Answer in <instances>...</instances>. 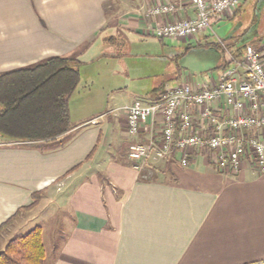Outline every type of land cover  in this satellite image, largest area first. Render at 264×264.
<instances>
[{"label":"crops","instance_id":"crops-1","mask_svg":"<svg viewBox=\"0 0 264 264\" xmlns=\"http://www.w3.org/2000/svg\"><path fill=\"white\" fill-rule=\"evenodd\" d=\"M166 1L0 0V75L60 57L75 61L81 84V67L117 33L154 37L161 25L195 17L188 0L177 15L150 14ZM248 44L264 51L263 36ZM108 78L107 91L116 74ZM82 86L69 100L66 134L38 142L0 135V237L13 217L37 214L47 264H264V173L250 160L236 175L220 172L205 150L187 167L179 156L164 160L147 179L129 161V146L156 136L161 117L131 137L122 111L129 104L108 110ZM167 87L157 84L150 103ZM61 216L67 226L47 246V224Z\"/></svg>","mask_w":264,"mask_h":264},{"label":"built area","instance_id":"built-area-1","mask_svg":"<svg viewBox=\"0 0 264 264\" xmlns=\"http://www.w3.org/2000/svg\"><path fill=\"white\" fill-rule=\"evenodd\" d=\"M168 0L153 7L154 16L177 15V4ZM194 18H178L153 30L158 39L189 40L204 32H213L215 23L232 14L241 0H188ZM229 56L220 76L203 83L186 78L167 87L150 104L126 105V128L131 137L139 136L147 124L161 117L160 129L147 142L134 141L128 159L143 171L179 156L183 167L197 152L209 151L220 172L236 175L250 160L254 169L264 173V51L253 45L235 55L219 39Z\"/></svg>","mask_w":264,"mask_h":264},{"label":"rangeland","instance_id":"rangeland-1","mask_svg":"<svg viewBox=\"0 0 264 264\" xmlns=\"http://www.w3.org/2000/svg\"><path fill=\"white\" fill-rule=\"evenodd\" d=\"M263 1L259 3L258 0H243L238 17L222 20L213 26V32L200 35L197 40L161 41L141 34L117 33L106 47L94 49L90 55L94 56L91 59L92 63L87 67H81L82 83L78 91H81L82 85L86 83V91L90 97L102 95L103 106H108V110L116 108L120 110L126 104L132 105L137 102L142 105L152 104L150 100H153L155 86L159 83L174 87L188 76L196 83L212 77L217 79L230 61L228 54L219 45V39L224 40L225 45L234 53L237 51L235 45L244 47L256 40L257 36L264 37ZM259 28L260 30L256 32ZM113 72L116 74L115 82L109 84L108 91L103 90V81L109 80L108 75ZM180 77V81L177 82ZM165 89H162V93ZM148 170L144 169L143 172L145 178L150 179L152 176L148 174ZM39 218L37 214H22L20 218L6 226L0 237V252L10 239L24 236L36 226L42 225ZM59 219L58 223L55 221L47 224V246L58 241L55 238L57 229L60 233L67 226L64 216Z\"/></svg>","mask_w":264,"mask_h":264},{"label":"trees","instance_id":"trees-1","mask_svg":"<svg viewBox=\"0 0 264 264\" xmlns=\"http://www.w3.org/2000/svg\"><path fill=\"white\" fill-rule=\"evenodd\" d=\"M73 62L53 57L0 75L1 136L38 142L56 139L73 129L69 100L80 84V71ZM33 198L36 204L40 197L35 194ZM0 264H47L42 228L37 226L10 239L0 252Z\"/></svg>","mask_w":264,"mask_h":264}]
</instances>
